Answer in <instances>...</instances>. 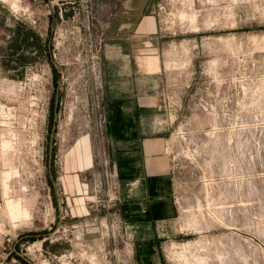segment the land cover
I'll return each instance as SVG.
<instances>
[{
    "label": "rangeland",
    "instance_id": "rangeland-1",
    "mask_svg": "<svg viewBox=\"0 0 264 264\" xmlns=\"http://www.w3.org/2000/svg\"><path fill=\"white\" fill-rule=\"evenodd\" d=\"M111 2L0 0V264H130L105 217L98 52ZM159 12L179 87L166 152L183 168L163 264H264V0Z\"/></svg>",
    "mask_w": 264,
    "mask_h": 264
},
{
    "label": "crops",
    "instance_id": "crops-1",
    "mask_svg": "<svg viewBox=\"0 0 264 264\" xmlns=\"http://www.w3.org/2000/svg\"><path fill=\"white\" fill-rule=\"evenodd\" d=\"M111 1L98 52L103 143L114 180L105 217L115 229L111 245L121 246L114 253L129 252L130 264H163L162 247L178 237L183 185L182 166L166 152L179 111L177 101L171 106L179 87L165 69L170 34L161 27L163 0Z\"/></svg>",
    "mask_w": 264,
    "mask_h": 264
},
{
    "label": "bare ground",
    "instance_id": "bare-ground-1",
    "mask_svg": "<svg viewBox=\"0 0 264 264\" xmlns=\"http://www.w3.org/2000/svg\"><path fill=\"white\" fill-rule=\"evenodd\" d=\"M4 184H5V182H4ZM8 184V183H7ZM7 186V185H6ZM8 201V200H7ZM17 202V201H16ZM13 202H12V200L9 202V204H12ZM9 206V205H8ZM12 206V205H11ZM16 206H18V203H17V205ZM21 209V208H20ZM8 210H10V209H8ZM25 211V210H24ZM15 212H16V210H15ZM5 213V212H4ZM12 213V212H11ZM22 215V214H21ZM27 215V214H26ZM20 216V215H19Z\"/></svg>",
    "mask_w": 264,
    "mask_h": 264
},
{
    "label": "built area",
    "instance_id": "built-area-1",
    "mask_svg": "<svg viewBox=\"0 0 264 264\" xmlns=\"http://www.w3.org/2000/svg\"><path fill=\"white\" fill-rule=\"evenodd\" d=\"M168 150V145L166 146V151Z\"/></svg>",
    "mask_w": 264,
    "mask_h": 264
}]
</instances>
